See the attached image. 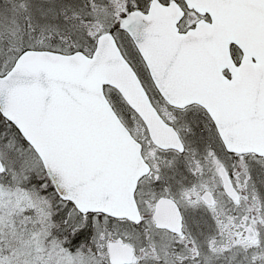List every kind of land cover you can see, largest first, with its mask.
<instances>
[{
    "label": "snow or ice",
    "instance_id": "6c2138e0",
    "mask_svg": "<svg viewBox=\"0 0 264 264\" xmlns=\"http://www.w3.org/2000/svg\"><path fill=\"white\" fill-rule=\"evenodd\" d=\"M0 264H264V0H0Z\"/></svg>",
    "mask_w": 264,
    "mask_h": 264
}]
</instances>
